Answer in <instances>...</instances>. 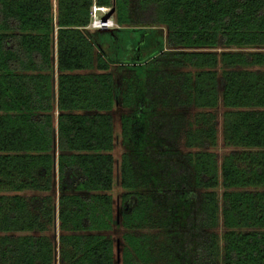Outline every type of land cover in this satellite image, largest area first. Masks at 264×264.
Wrapping results in <instances>:
<instances>
[{
	"label": "trees",
	"instance_id": "1",
	"mask_svg": "<svg viewBox=\"0 0 264 264\" xmlns=\"http://www.w3.org/2000/svg\"><path fill=\"white\" fill-rule=\"evenodd\" d=\"M93 6L164 42L110 56ZM242 47H264V0H0V264H55V241L57 264H114L118 224L123 264H264V51Z\"/></svg>",
	"mask_w": 264,
	"mask_h": 264
},
{
	"label": "rangeland",
	"instance_id": "2",
	"mask_svg": "<svg viewBox=\"0 0 264 264\" xmlns=\"http://www.w3.org/2000/svg\"><path fill=\"white\" fill-rule=\"evenodd\" d=\"M93 6L91 9V19H90V24L85 28L88 33L91 34L93 39H95L98 44L104 49L106 53H108L110 56L115 57V58H122V59H127L129 57H133L135 52L133 51V47L131 44L135 41V39L140 38V42L137 43H144L141 51L143 54H147L153 47H160V43L158 41H163L166 37V29L162 26H153L149 24L148 22L146 24L140 25L141 23L135 19L130 26L132 27H137V28H147L151 29V31H154V36L152 34L146 35L145 33L142 34V36L138 35V31L136 32H129V31H120L117 32V30L120 28L116 23H115V10L111 14V16L108 18V21L113 23L111 27H92L96 22L101 21V17L107 13L108 9L104 11H99L98 8L96 9ZM134 18V17H133ZM95 22V23H94ZM106 23V22H105ZM103 23V24H105ZM140 23V24H139ZM127 36V37H126ZM139 36V37H138ZM55 39V38H54ZM53 39V41H54ZM135 46V47H136ZM137 48V47H136ZM238 50H243V51H250V50H262L264 51V47H242V48H237ZM124 71V67L122 64L118 63L117 61H114L111 63L109 72H111L114 76V88H115V94H116V100L112 108V115H113V129H114V148L111 151V154L115 160L114 162V181H113V186L112 189L110 190V194L113 198V203H114V210L115 214L118 215V210L121 207V201H120V194L122 193V188L119 185L118 182V165H119V158L121 153L123 152V147L121 145V135H120V115L123 111L121 102H120V95L119 92L121 90V75ZM53 76L55 79L56 76V71L54 70ZM223 111V108L220 107L219 113L217 114L218 117V126L216 128L217 133H216V144L211 148L210 150L217 153L218 156L220 157L223 153L227 152L230 150V147H225L222 144V125H221V112ZM56 154V152H55ZM54 179V183H55ZM222 187H217L215 189L216 193L220 197V194L222 192ZM10 193V192H7ZM21 194L28 196L31 194L30 191H25L22 192ZM56 196V194H55ZM223 226L219 222V226L217 228V233L219 236H222L223 233ZM51 233H54L55 236L57 237L58 235V227H57V220L55 218L54 225L50 231ZM49 232V233H50ZM123 232V229L120 227V225H116L113 227L111 230V234L113 238L115 239V253H116V260L114 261V264H123L120 259V247L118 244V241L120 239L121 233ZM56 243V241H55ZM219 246H222V240L221 237L219 238ZM57 248L55 247V264H57V254H56ZM58 253V252H57ZM119 256V257H118Z\"/></svg>",
	"mask_w": 264,
	"mask_h": 264
},
{
	"label": "bare ground",
	"instance_id": "3",
	"mask_svg": "<svg viewBox=\"0 0 264 264\" xmlns=\"http://www.w3.org/2000/svg\"><path fill=\"white\" fill-rule=\"evenodd\" d=\"M95 8L97 9L98 7H95ZM106 9H108V8H106V7H100V8H98L99 11H104V10H106ZM105 22H106V21H105ZM112 25H113V23H111L110 21L106 22L105 24H103V21H99V22H96L94 25H92V27H98V26H99V27H100V26H101V27H103V26H104V27H105V26H106V27H107V26H108V27H109V26L111 27Z\"/></svg>",
	"mask_w": 264,
	"mask_h": 264
},
{
	"label": "water",
	"instance_id": "4",
	"mask_svg": "<svg viewBox=\"0 0 264 264\" xmlns=\"http://www.w3.org/2000/svg\"><path fill=\"white\" fill-rule=\"evenodd\" d=\"M107 11H108V12L105 13V14L101 17V21H103V22L107 21L108 18L111 16V14L114 12V7L112 6V7L108 8ZM135 59H138V58H135ZM136 61H137V60H136ZM54 68H55V64H54ZM54 142H55V141H54ZM55 247L57 248V241H56V243H55ZM56 254H58L57 251H56Z\"/></svg>",
	"mask_w": 264,
	"mask_h": 264
},
{
	"label": "built area",
	"instance_id": "5",
	"mask_svg": "<svg viewBox=\"0 0 264 264\" xmlns=\"http://www.w3.org/2000/svg\"><path fill=\"white\" fill-rule=\"evenodd\" d=\"M106 22H108V20L106 21ZM95 23V22H94ZM103 23H105V22H103ZM110 27V26H109Z\"/></svg>",
	"mask_w": 264,
	"mask_h": 264
},
{
	"label": "crops",
	"instance_id": "6",
	"mask_svg": "<svg viewBox=\"0 0 264 264\" xmlns=\"http://www.w3.org/2000/svg\"><path fill=\"white\" fill-rule=\"evenodd\" d=\"M55 52V51H54Z\"/></svg>",
	"mask_w": 264,
	"mask_h": 264
}]
</instances>
